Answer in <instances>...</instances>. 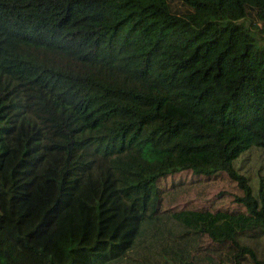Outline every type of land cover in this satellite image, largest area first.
<instances>
[{
    "label": "trees",
    "instance_id": "16d2710c",
    "mask_svg": "<svg viewBox=\"0 0 264 264\" xmlns=\"http://www.w3.org/2000/svg\"><path fill=\"white\" fill-rule=\"evenodd\" d=\"M251 151L264 0H0V264H118L171 187L221 179L230 208L167 215L217 260L174 264H264Z\"/></svg>",
    "mask_w": 264,
    "mask_h": 264
},
{
    "label": "rangeland",
    "instance_id": "374dc122",
    "mask_svg": "<svg viewBox=\"0 0 264 264\" xmlns=\"http://www.w3.org/2000/svg\"><path fill=\"white\" fill-rule=\"evenodd\" d=\"M241 173L246 174L252 185L264 176V151H251L243 158ZM181 186L171 187L172 191L165 197L162 206V217L155 224H145L134 249L118 264H145L143 257L151 259L150 264H174L175 260L187 259L190 255L199 254L200 257L209 254L211 257L215 248L209 245L208 239L199 234L186 232L172 219L167 217L169 208H200L210 204L223 210L233 205V199L229 195L226 179L211 182L201 186L182 181ZM171 182L167 181V185ZM252 232L244 233L241 241L252 244L256 255L264 259V238H256ZM202 247L206 249L201 251ZM217 253V252H216ZM221 252V254H223ZM173 256V257H172ZM217 255L212 258L217 260ZM222 257V256H221ZM253 264V263H251Z\"/></svg>",
    "mask_w": 264,
    "mask_h": 264
}]
</instances>
